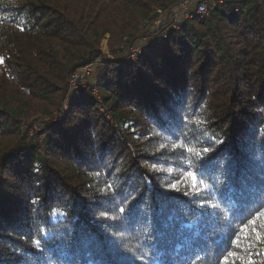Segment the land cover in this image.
I'll return each mask as SVG.
<instances>
[{
	"label": "trees",
	"instance_id": "16d2710c",
	"mask_svg": "<svg viewBox=\"0 0 264 264\" xmlns=\"http://www.w3.org/2000/svg\"><path fill=\"white\" fill-rule=\"evenodd\" d=\"M179 1L0 0V264H264L254 234L234 243L264 234V0L128 60L117 44Z\"/></svg>",
	"mask_w": 264,
	"mask_h": 264
},
{
	"label": "built area",
	"instance_id": "2783aa9c",
	"mask_svg": "<svg viewBox=\"0 0 264 264\" xmlns=\"http://www.w3.org/2000/svg\"><path fill=\"white\" fill-rule=\"evenodd\" d=\"M223 0H180L176 6L171 7L169 13L156 10L157 13L163 14L164 19L154 21L144 20L138 26L132 37L135 38V43L127 48V39L119 44V49L124 51V56L130 61H135L137 55L141 53L142 47L148 42L147 39H153L155 42H160L168 34L169 28L175 27L182 20L204 18L208 15L216 5L221 4ZM165 13V14H164ZM96 62L86 65L76 71H73L68 80L69 94L77 95L84 86L86 79L92 72V67ZM96 91H94L95 93Z\"/></svg>",
	"mask_w": 264,
	"mask_h": 264
},
{
	"label": "rangeland",
	"instance_id": "374dc122",
	"mask_svg": "<svg viewBox=\"0 0 264 264\" xmlns=\"http://www.w3.org/2000/svg\"><path fill=\"white\" fill-rule=\"evenodd\" d=\"M165 14V13H164ZM164 19V15L161 14L159 20H163ZM133 35V33H132ZM149 39H147L145 42H147ZM120 44V43H119ZM108 37L105 36L101 42H100V45H99V49L102 53V55H110V51H109V48H108ZM117 48H119V45L117 44ZM96 63L93 65L92 67V72L90 74V76L86 79L85 81V84H89L90 82L91 83H94L95 82V76H96V73L97 71L99 70V68L102 67V63L100 62V60H97L95 61ZM97 93V92H95ZM68 110V104L66 102V99L63 101V103H61V105L56 109V110H53L51 112V115L49 116H35L33 119H35V124H34V128H37L40 126L41 123H44V122H54L56 121L57 119H59L61 117V114L62 113H65L66 111Z\"/></svg>",
	"mask_w": 264,
	"mask_h": 264
},
{
	"label": "snow or ice",
	"instance_id": "6c2138e0",
	"mask_svg": "<svg viewBox=\"0 0 264 264\" xmlns=\"http://www.w3.org/2000/svg\"><path fill=\"white\" fill-rule=\"evenodd\" d=\"M0 62H2V61H0ZM207 151H209V150L208 149L203 150L204 153H206ZM197 154L199 155V153H197ZM187 175L192 180V187L195 188V187H197L198 184L199 185L204 184V181L198 179V177L194 173L189 172ZM173 187H175V185ZM121 211H123V209H121ZM250 223L252 225L251 229H249L247 226H245V228L241 230V231H244L246 233V235L243 238L237 236V239L234 241V243H236L237 247H240L242 239L247 240L249 243H251L253 234L255 235L256 242H264V234L261 233L259 226L256 225L255 219H253ZM229 255H235V253H230ZM224 259H225V262H227V257H225ZM249 264H251L250 261H249Z\"/></svg>",
	"mask_w": 264,
	"mask_h": 264
}]
</instances>
